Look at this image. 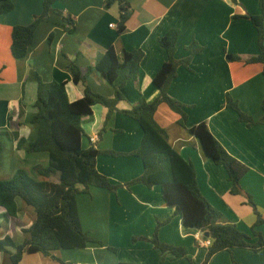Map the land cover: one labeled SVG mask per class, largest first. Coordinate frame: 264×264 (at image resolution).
I'll return each mask as SVG.
<instances>
[{
	"label": "crops",
	"instance_id": "1",
	"mask_svg": "<svg viewBox=\"0 0 264 264\" xmlns=\"http://www.w3.org/2000/svg\"><path fill=\"white\" fill-rule=\"evenodd\" d=\"M45 0H11L14 9L0 16V181L12 179L20 170L30 172L36 166L47 167V153H29L27 143L38 137L33 123L38 113L37 74L46 83H66L68 99L76 102L85 95L86 86L105 97L114 98L115 89L97 71L96 65L107 50L119 57L125 51L144 53L137 82L122 88L120 110H128L144 99L155 101L159 91L154 79L167 62V53L159 39L171 30L181 37L175 57L190 56L193 41L205 48L195 56L190 68L180 67L169 95L186 106L187 127L179 125L180 116L161 105L156 120L165 130L172 148L193 164L202 195L221 212L226 221L256 243L252 228L257 216L251 201L264 218V125L248 126L240 122L232 109L225 107L226 96L238 101L241 110L258 121L263 116L264 74L261 64L245 61L258 54V33L248 20L234 16L260 14L259 0H126L131 16L126 30L118 34L119 5L106 6L107 0H58L53 9L74 20L73 31L55 12L38 26L34 42L24 59L12 55V33L16 26H29L44 9ZM113 25V26H112ZM227 56L241 60L229 61ZM92 71L87 84L75 83L70 65ZM120 81L117 82L119 85ZM108 109L96 105L82 119L83 147L100 152L132 153L143 141L139 123L115 113L104 130ZM206 123L215 139L240 163L248 167L241 179V195L231 193L233 184L223 166L209 159L189 129ZM21 140L27 143L19 147ZM98 171L115 185H123L144 173V164L136 156L101 155ZM16 217L0 219V241L9 236L17 244L27 239L25 229L36 222L35 210L22 200L16 201ZM83 230L97 242L82 250H62L56 256L65 264H203L210 246L201 232L184 226L163 197L161 186L149 189L137 184L122 187L116 193L92 188L77 196ZM1 215H6L4 209ZM167 222V223H165ZM158 230L161 242L184 248L187 257L162 254L150 241ZM264 236V226L258 228ZM112 247L114 251L107 247ZM0 264H12L9 253H0ZM21 264H62L41 254H25ZM209 264H264V249L248 248L220 252Z\"/></svg>",
	"mask_w": 264,
	"mask_h": 264
},
{
	"label": "trees",
	"instance_id": "2",
	"mask_svg": "<svg viewBox=\"0 0 264 264\" xmlns=\"http://www.w3.org/2000/svg\"><path fill=\"white\" fill-rule=\"evenodd\" d=\"M57 1L45 0L42 14L36 17L31 25L14 27L11 51L15 59L27 57L38 26L51 12L60 15L70 26L67 30L73 31L74 20L53 9ZM114 4L119 5L120 20L117 32L122 34L131 16L130 5L126 0L106 1L107 7ZM259 4L258 16L245 15L233 18L248 20L255 27L258 33V54L247 59L245 63L261 64L264 69V0H259ZM13 9L14 4L11 0H0V16L10 13ZM180 37L179 30H171L159 39V44L166 51L168 59L154 79V85L159 91L158 98L153 102L142 99L128 110L122 111L118 105L125 99L122 88L138 81L140 65L144 57L141 50L125 51L122 57H119L111 48L97 63L96 71L115 89L114 98L102 96L87 85L84 97L76 102H70L66 83H46L35 74L34 78L38 83L35 107L38 113L33 123L38 126V137L31 143L21 140L19 147L27 143L29 153H47L49 165L36 166L30 172L20 170L12 179L0 181V210L6 211V215L0 214V219L6 216H17L16 201L18 199L32 207L36 213V222L29 229L24 230L27 239L23 244L15 243L9 236L0 241V253H9L12 264H21L25 254H41L65 264L56 256L62 250H82L92 244L105 246V243L94 241L83 230L77 196L89 194L92 188L116 193L122 187L130 189L137 184L145 185L149 189L161 186L166 203L182 217L184 226L209 235L207 240L210 241V246L203 264H209L214 255L223 251L232 252L234 249L248 248L259 252L264 249V236L258 232V228L264 226V218L251 199L249 203L257 216L252 228L253 235L259 239L256 243L251 242L249 235L228 223L224 215L202 195L193 164L184 160L172 148L165 130L156 120L159 107L167 105L170 110L180 116L179 125L187 127L186 106L173 99L168 91L172 81L177 77L178 69L180 67L189 69L193 58L202 55L205 48L193 41L187 47L190 56L185 60H177L175 54ZM227 59L241 60L236 56H227ZM70 71L77 84H87V79L92 72H85L74 64L70 65ZM118 81H120L119 85H117ZM96 105L108 109L104 130L107 129L112 116L118 112L139 123L144 137L136 151L132 153L100 152L92 147L88 149L83 147L85 132L81 124L82 119L90 116ZM225 107L236 112L239 121L250 127L264 125V102L262 103L263 116L258 121L244 113L238 101L234 100L230 94L226 96ZM189 132L199 139L206 156L226 169L229 180L233 184L231 193L241 195L243 190L240 182L248 172V167L225 150L212 135L206 123L189 129ZM101 155L136 156L144 164V173L129 183L115 185L98 171L97 160ZM162 225V223L158 224L152 239L139 237L133 240L135 242L150 241L162 254H170L175 258L187 257L184 248L160 241L158 230ZM107 247L115 252L112 247Z\"/></svg>",
	"mask_w": 264,
	"mask_h": 264
},
{
	"label": "water",
	"instance_id": "3",
	"mask_svg": "<svg viewBox=\"0 0 264 264\" xmlns=\"http://www.w3.org/2000/svg\"><path fill=\"white\" fill-rule=\"evenodd\" d=\"M209 238V235L208 234H205V239H208Z\"/></svg>",
	"mask_w": 264,
	"mask_h": 264
},
{
	"label": "built area",
	"instance_id": "4",
	"mask_svg": "<svg viewBox=\"0 0 264 264\" xmlns=\"http://www.w3.org/2000/svg\"><path fill=\"white\" fill-rule=\"evenodd\" d=\"M113 26V25H112ZM207 243L210 245V241L208 240Z\"/></svg>",
	"mask_w": 264,
	"mask_h": 264
}]
</instances>
